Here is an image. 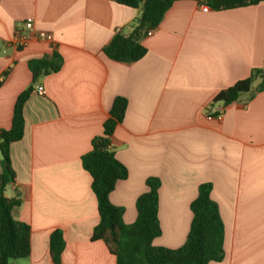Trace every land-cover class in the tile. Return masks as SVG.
<instances>
[{"label":"crops","instance_id":"crops-1","mask_svg":"<svg viewBox=\"0 0 264 264\" xmlns=\"http://www.w3.org/2000/svg\"><path fill=\"white\" fill-rule=\"evenodd\" d=\"M140 13L116 0H0V131L11 127L17 96L32 88L23 137L10 147L15 183L4 192L21 199L12 217L29 225L31 251L10 264H52L55 229L65 243L61 264H115L102 242L90 240L97 206L80 163L115 98L127 106L111 148L127 178L109 201L123 209V222L135 221L136 199L147 191L146 179L156 178L161 234L153 245L179 248L197 189L209 184L224 225V258L209 264H264V91L255 92V80L238 101L213 102L264 68V2L213 11L177 1L142 38L139 61L113 62L104 46L117 30L129 34ZM27 19L52 40L8 46ZM52 53L62 59L60 70L33 84L28 63ZM215 112L221 121L207 119Z\"/></svg>","mask_w":264,"mask_h":264},{"label":"trees","instance_id":"trees-1","mask_svg":"<svg viewBox=\"0 0 264 264\" xmlns=\"http://www.w3.org/2000/svg\"><path fill=\"white\" fill-rule=\"evenodd\" d=\"M181 0H116L120 5L140 9V17L133 30L123 35L116 33L104 46V54L113 62L129 66L139 61L146 53L142 38L158 27L173 3ZM213 11L255 6L264 0H194ZM62 59L55 53L28 63L32 83L47 74L60 70ZM255 80H260L255 92L264 91V68L255 69L250 76L220 92L213 99L223 106L239 100L249 93ZM32 88L20 93L15 101L11 127L0 131V264H10L13 259H24L30 255L31 229L26 223L12 217L13 209L21 205L18 195L7 198L5 188L15 183L11 167L10 147L23 137V107ZM127 102L115 98L109 118L102 126V134L91 141V150L80 158L81 167L90 177V189L95 196L98 223L93 228L90 240L103 243L115 264H209L224 258V225L217 205L210 199V185L202 184L197 196L190 204L192 219L182 246L168 249L153 245L161 234L158 221V188L156 178H147V191L135 203L136 218L126 225L122 220L123 209L112 205L109 195L118 181L127 178V169L115 158L111 148V137L115 127L125 114ZM63 233L55 229L49 236V256L52 264H61L64 250Z\"/></svg>","mask_w":264,"mask_h":264},{"label":"built area","instance_id":"built-area-1","mask_svg":"<svg viewBox=\"0 0 264 264\" xmlns=\"http://www.w3.org/2000/svg\"><path fill=\"white\" fill-rule=\"evenodd\" d=\"M23 28H24V31L18 29L15 32V34L12 37V39L7 43L8 46L16 48V49L17 48H23V47H25L28 44V42L32 38L43 39V40H46V41H51L52 40V36L50 34L42 32V31H34L31 19H27L24 22ZM117 33H118V30H117ZM152 33H153V30H150V31H148L146 33V36H150ZM0 81H1V79H0ZM33 91L37 95H40V96L44 95V89L40 85H35L34 88H33ZM207 119L208 120L215 119L217 121H221L222 115L219 112H215L212 115H208Z\"/></svg>","mask_w":264,"mask_h":264},{"label":"rangeland","instance_id":"rangeland-1","mask_svg":"<svg viewBox=\"0 0 264 264\" xmlns=\"http://www.w3.org/2000/svg\"><path fill=\"white\" fill-rule=\"evenodd\" d=\"M7 187H8V186H7ZM7 187H6V188H7Z\"/></svg>","mask_w":264,"mask_h":264}]
</instances>
